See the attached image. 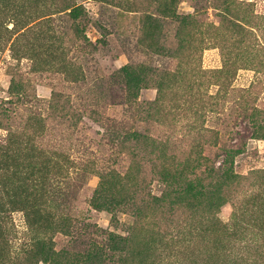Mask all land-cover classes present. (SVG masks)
Returning <instances> with one entry per match:
<instances>
[{
  "label": "rangeland",
  "instance_id": "1",
  "mask_svg": "<svg viewBox=\"0 0 264 264\" xmlns=\"http://www.w3.org/2000/svg\"><path fill=\"white\" fill-rule=\"evenodd\" d=\"M0 264H264V0H0Z\"/></svg>",
  "mask_w": 264,
  "mask_h": 264
}]
</instances>
